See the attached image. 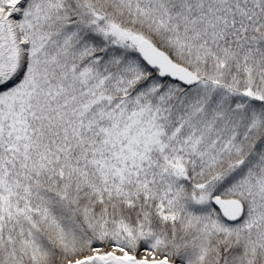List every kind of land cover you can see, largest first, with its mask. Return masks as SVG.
<instances>
[{"label":"snow or ice","instance_id":"1","mask_svg":"<svg viewBox=\"0 0 264 264\" xmlns=\"http://www.w3.org/2000/svg\"><path fill=\"white\" fill-rule=\"evenodd\" d=\"M0 264H264V0H0Z\"/></svg>","mask_w":264,"mask_h":264}]
</instances>
